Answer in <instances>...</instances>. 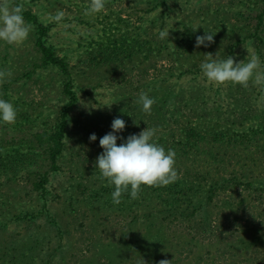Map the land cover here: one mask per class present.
Here are the masks:
<instances>
[{"label": "rangeland", "instance_id": "obj_1", "mask_svg": "<svg viewBox=\"0 0 264 264\" xmlns=\"http://www.w3.org/2000/svg\"><path fill=\"white\" fill-rule=\"evenodd\" d=\"M159 1L105 0L103 11L86 15L89 0H25L27 8L52 25L49 43L75 67L73 85L78 101L70 110L62 169L51 173L47 198L27 178L1 189L6 203L1 200L0 250L7 256L34 247L37 253L30 264H160L162 260L170 264H264V152L242 153L233 173L245 174L241 179L246 182L255 176L261 183L256 190L240 186L194 215L167 217L159 205L124 209L93 204L87 197L101 187L96 169V159L103 152L99 139L111 131L114 118L126 122L119 134L125 138L147 127L155 128L158 137L189 122L238 131L264 123V82L255 83V77L247 87L208 82L201 71L181 78L176 75L169 82L164 58L150 71L147 69L155 61L140 59L129 63L124 72L112 73L109 67L86 72L80 59L86 43L100 33L101 20L125 17L156 35L169 31V37L177 41L194 29H224L229 20L239 27L248 26V13L255 16L263 7L261 0ZM61 10L62 21L51 19ZM256 22L254 17L252 27ZM222 29L223 40L212 50L202 51L199 61L209 53L217 59L231 55L237 62L257 56V73L264 75V45L236 44L240 32L224 34ZM35 41L33 25L29 38L21 44L0 41V70L10 73L0 83V98L17 108L16 120L27 118L22 120L23 130L0 123V141L52 125L68 102L63 92L65 77L57 67L39 66L42 58ZM154 88H158V100L168 98L164 94L171 91L174 101L163 113L154 106L150 114L144 113L135 100L141 91L149 95ZM92 133L97 136L94 142L89 139ZM237 160L232 158L229 168ZM231 169L225 172L227 177L233 175ZM224 197H230L227 204L222 202Z\"/></svg>", "mask_w": 264, "mask_h": 264}, {"label": "trees", "instance_id": "obj_2", "mask_svg": "<svg viewBox=\"0 0 264 264\" xmlns=\"http://www.w3.org/2000/svg\"><path fill=\"white\" fill-rule=\"evenodd\" d=\"M263 7L259 13L253 16L248 13L251 20L255 17L257 22L252 27H239L237 23L229 26L212 29H194L193 33L186 34L181 39L174 41L173 38L160 39L147 27L132 22L130 19L118 16L116 19L102 21L100 33L96 38L90 39L84 50V57L80 59L87 73L101 72V68L109 67L112 73L124 72L129 63L143 59L142 62H155L147 70H155L159 59L168 60L166 67L167 81L171 82L176 75L181 78L187 74L199 73L204 50H212L211 47L223 40L222 32L225 34L240 32L237 43L244 41L252 42L254 45H264V0H261ZM12 4L23 5V16L25 21L33 25L36 35V47L41 53V67H57L65 77L63 92L68 96V102L64 106L61 115L42 130H33L27 136L10 137L0 141V204L2 198L1 189L10 182L20 178L30 179L34 189L39 190L47 198L49 193L47 184L50 182L51 173L62 169L60 160L66 149L65 138L68 133L70 110L76 105L78 96L74 90L75 67L70 64L67 57L60 56L53 44L49 43L52 25L43 22L39 15L31 8H27L25 0H10ZM161 4L163 1H159ZM256 3H259L257 1ZM107 17V16H106ZM163 26V25H162ZM165 27V26H164ZM214 34L213 42L205 47H196V36L204 32ZM151 32V33H150ZM202 54V56H200ZM198 55V56H197ZM205 58V57H204ZM143 63V64H144ZM134 67H137L134 64ZM178 71L175 73V71ZM77 74V73H76ZM158 88L152 89L150 97L155 98L152 107L159 113L169 110L175 94L171 91L164 95L168 98L157 99ZM27 118H22L26 120ZM16 120L13 129H24L23 123ZM9 125V124H8ZM155 142L163 145L166 149H173L175 156V169L177 179L167 186H141L137 199H131L129 193H124L120 206L124 209H136L140 206L159 205L161 211L167 213V217H186L196 214L201 209H206L216 198L228 193H235L243 186L246 190H256V185H261L260 180L255 176H249L252 181H243L241 177L246 175L233 174L236 166L241 163L242 153L252 151L264 152V123L253 126L248 131H238L227 127L203 126L202 124L189 122L181 125L177 131L161 134L154 137ZM240 155V157L238 156ZM248 158L249 155H247ZM232 158L238 159L234 167L229 168ZM243 166V165H242ZM244 168V166H243ZM232 170L229 177L225 172ZM232 176V177H231ZM100 179V178H99ZM254 180V181H253ZM100 188L95 189L90 196H87L93 204L101 202L114 207L111 200L112 185L100 179ZM88 186L84 188L86 190ZM254 188V189H253ZM262 190V189H261ZM74 190L72 191L73 194ZM231 193V194H233ZM82 194H84L82 192ZM85 195V194H84ZM220 197V199L222 198ZM233 196V195H230ZM224 204L230 201V197L222 199ZM91 204V203H90ZM1 207V205H0ZM31 247L27 252H20L7 256V252L0 250V264H30L34 262L33 256L37 250ZM12 256V257H10ZM26 258V259H25ZM23 260L25 262L23 263Z\"/></svg>", "mask_w": 264, "mask_h": 264}, {"label": "clouds", "instance_id": "obj_3", "mask_svg": "<svg viewBox=\"0 0 264 264\" xmlns=\"http://www.w3.org/2000/svg\"><path fill=\"white\" fill-rule=\"evenodd\" d=\"M105 8V0H89L85 14L100 13ZM64 12L58 11L53 19L62 21ZM31 25L27 24L23 16V5L12 4L10 0H0V41L8 45L25 42L30 35ZM160 39H169V31H161ZM214 40V34L204 32L196 36V47H208ZM248 56V55H247ZM211 53L201 62L200 70L208 82L225 84L231 82L241 86H248L250 80L259 84L264 82V75L258 74L259 57L252 56L247 62H237L229 55L225 59H217ZM7 75L0 70V83ZM135 103L144 113L150 114L155 98L141 91ZM17 119V108L10 101L0 98V123L14 124ZM126 122L122 118H114L111 131L99 139L103 152L96 159V169L99 178L113 186L111 200L114 205L121 203L124 193H129L131 199H137L141 186H167L177 179L175 169L176 153L173 149H166L155 142L156 129H143L139 133L130 134L127 138L119 135L124 131ZM90 141H96L97 136L92 133ZM121 143L118 144L117 141ZM160 264H170L168 260Z\"/></svg>", "mask_w": 264, "mask_h": 264}]
</instances>
